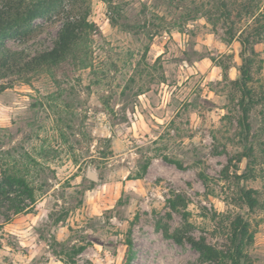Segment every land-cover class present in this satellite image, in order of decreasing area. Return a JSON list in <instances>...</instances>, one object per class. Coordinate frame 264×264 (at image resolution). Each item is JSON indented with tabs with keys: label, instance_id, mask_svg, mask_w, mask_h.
<instances>
[{
	"label": "rangeland",
	"instance_id": "obj_1",
	"mask_svg": "<svg viewBox=\"0 0 264 264\" xmlns=\"http://www.w3.org/2000/svg\"><path fill=\"white\" fill-rule=\"evenodd\" d=\"M114 1L119 16L91 1L96 27L63 64L0 78V181L11 170L36 193L11 189L20 212L0 199V264H217L190 239L230 251L239 217L264 264V40L248 136L222 10L254 31L248 7L263 20L264 0ZM60 27L39 18L7 45L31 61ZM251 188L254 208L241 200Z\"/></svg>",
	"mask_w": 264,
	"mask_h": 264
},
{
	"label": "trees",
	"instance_id": "obj_2",
	"mask_svg": "<svg viewBox=\"0 0 264 264\" xmlns=\"http://www.w3.org/2000/svg\"><path fill=\"white\" fill-rule=\"evenodd\" d=\"M92 0H0V78L7 77L16 73H21L30 70L34 67H57L67 61L71 55L84 41V36L96 27V23L90 20L92 12ZM108 3L112 12L119 16L121 10L114 0H104ZM223 15L226 17L231 26L229 27V34L232 40H237L241 45V59L242 64L239 68L240 78L234 81L243 93L240 105L243 109V126L247 128L248 136L252 124L249 121L252 105L256 104L257 93L250 86L252 81V68L255 63V56L257 51L255 45L264 40V19L261 20L259 15L248 7L249 14L253 16V24L248 25L253 30H248L238 34L235 31V20H231L233 10L229 8L225 1L222 3ZM51 20L60 22L61 27L58 30V35L55 40V45L51 50L45 51L33 58L31 61H26L22 52L12 51L7 42L10 39L26 40L29 30V25L39 18L49 16ZM165 20V17H161ZM230 20V21H229ZM224 70L229 67L223 65ZM227 74V72H225ZM264 99V95L262 96ZM246 156L253 154V148L250 147V152L245 153ZM182 167L181 161H176ZM149 162L145 163L143 170L147 171ZM11 170L3 173V178L0 181V199L18 204L17 212L23 208L20 207L19 202H24L22 195H12L11 189L15 186L23 188V192L35 202V189L31 187L27 180L16 174L11 173ZM254 189L243 191L241 200L250 208L256 207L258 200L256 199ZM22 196V197H21ZM18 198H21L18 200ZM19 201V202H18ZM120 203V202H119ZM1 209V208H0ZM113 209H110L111 211ZM248 223L239 217L237 222H234L232 235L229 237L233 246L232 250L224 251L205 241L190 239L192 244L208 259L214 260L217 264H253V259L249 252L245 249L246 240H249ZM178 240L183 238L178 235ZM131 244V241H128Z\"/></svg>",
	"mask_w": 264,
	"mask_h": 264
},
{
	"label": "water",
	"instance_id": "obj_3",
	"mask_svg": "<svg viewBox=\"0 0 264 264\" xmlns=\"http://www.w3.org/2000/svg\"><path fill=\"white\" fill-rule=\"evenodd\" d=\"M87 176L94 181L99 180L98 172L93 169V165H89Z\"/></svg>",
	"mask_w": 264,
	"mask_h": 264
}]
</instances>
